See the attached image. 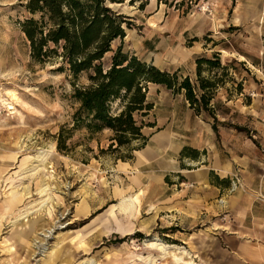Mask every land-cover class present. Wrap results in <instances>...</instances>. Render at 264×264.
Here are the masks:
<instances>
[{"label":"rangeland","instance_id":"374dc122","mask_svg":"<svg viewBox=\"0 0 264 264\" xmlns=\"http://www.w3.org/2000/svg\"><path fill=\"white\" fill-rule=\"evenodd\" d=\"M107 3L129 20L112 49L191 79L196 58L219 54L217 72L228 74L210 101L218 133L183 93L149 82L152 107L135 113L145 144L115 148L111 129L76 119L73 83H88L87 71L35 60L24 0H0V264H145L150 252L158 264H178L173 252L202 264H264V0ZM39 149L50 150L45 167L24 172ZM123 196L134 198L133 212L117 207ZM155 238L188 253L172 247L161 259L145 245Z\"/></svg>","mask_w":264,"mask_h":264},{"label":"trees","instance_id":"16d2710c","mask_svg":"<svg viewBox=\"0 0 264 264\" xmlns=\"http://www.w3.org/2000/svg\"><path fill=\"white\" fill-rule=\"evenodd\" d=\"M107 1L123 0H24L32 15L22 21L21 28L29 40L31 56L37 61L58 58V67L68 68L75 76L81 71L88 73V83H73L72 96L78 102L76 119L94 130L111 129L115 148H140L147 136L141 130L144 123L138 122L135 113L146 114L152 107L146 90L153 82L183 93L196 113L212 117L211 126L218 133L219 120L210 101L228 74L217 72L225 66L219 54L196 58V77L191 79L141 60L123 51L121 45L112 49L111 41L124 36V24L129 20ZM110 51L109 63L104 65L102 58ZM203 69L210 75L202 74ZM234 127L241 128L237 124ZM59 136L57 148L65 151L61 132ZM133 140L141 142L133 146Z\"/></svg>","mask_w":264,"mask_h":264},{"label":"bare ground","instance_id":"6f19581e","mask_svg":"<svg viewBox=\"0 0 264 264\" xmlns=\"http://www.w3.org/2000/svg\"><path fill=\"white\" fill-rule=\"evenodd\" d=\"M7 95L13 101L12 103L9 104V109H11L13 111V110H15V107H14L15 104L14 103L20 99L18 92L12 88V89L7 90ZM49 153H50L49 149H39L37 152V157H36V162H38V164H34V163L31 164L27 169L24 170V172H29V173L33 174V173H36V171L40 170L41 168L43 169L45 167V164H46L45 160H47L46 158L49 157L48 156ZM48 186L49 185L46 183V181H44V183L42 184L40 189H38L40 195L47 192ZM25 190H26V196H28L29 192L27 191V189H25ZM42 199L44 200V198H42ZM42 199L40 200V202L43 201ZM45 205H46V202H45ZM42 206H44V205H42ZM117 207H119V209L122 212L131 213L136 208V202L132 196H123L121 198V200L119 201ZM145 245L151 251L157 250L159 256H161V259H162V257H164V255H166L169 252V248H172V247L177 249V252L185 253V254L188 253V251L186 249H184V247L178 246L175 244H168L164 241H161L158 238H155L154 240H151V241H147L145 243ZM172 257H173V260L175 262H179L178 264H202V263H199L197 260H195L191 256H189L188 259L184 260V259H182L181 254H176L175 252L172 253ZM164 259H165V257H164ZM141 261H143L145 264H158L156 262L155 256L153 255V252H150V254H148L145 258L141 257Z\"/></svg>","mask_w":264,"mask_h":264},{"label":"crops","instance_id":"0c3cea01","mask_svg":"<svg viewBox=\"0 0 264 264\" xmlns=\"http://www.w3.org/2000/svg\"><path fill=\"white\" fill-rule=\"evenodd\" d=\"M145 152H143L142 154H144ZM133 196V195H132ZM134 197V196H133ZM135 198V197H134ZM136 199V198H135ZM223 201V200H222Z\"/></svg>","mask_w":264,"mask_h":264}]
</instances>
